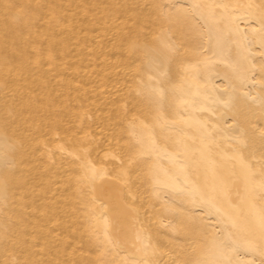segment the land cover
<instances>
[{
    "label": "bare ground",
    "instance_id": "bare-ground-1",
    "mask_svg": "<svg viewBox=\"0 0 264 264\" xmlns=\"http://www.w3.org/2000/svg\"><path fill=\"white\" fill-rule=\"evenodd\" d=\"M0 264H264V0H0Z\"/></svg>",
    "mask_w": 264,
    "mask_h": 264
}]
</instances>
